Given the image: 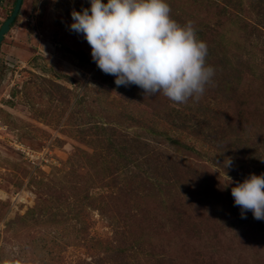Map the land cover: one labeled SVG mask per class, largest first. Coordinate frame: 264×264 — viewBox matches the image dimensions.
<instances>
[{
  "label": "rangeland",
  "instance_id": "1",
  "mask_svg": "<svg viewBox=\"0 0 264 264\" xmlns=\"http://www.w3.org/2000/svg\"><path fill=\"white\" fill-rule=\"evenodd\" d=\"M166 2L227 57L184 104L97 67L70 28L90 0L22 1L0 44V264H264V220L231 195L264 174V0Z\"/></svg>",
  "mask_w": 264,
  "mask_h": 264
},
{
  "label": "clouds",
  "instance_id": "2",
  "mask_svg": "<svg viewBox=\"0 0 264 264\" xmlns=\"http://www.w3.org/2000/svg\"><path fill=\"white\" fill-rule=\"evenodd\" d=\"M170 13L166 0H90V8L73 9L70 28L83 34L97 67L114 76L117 86L136 85L144 95L162 93L184 104L199 100L214 69L192 22L181 25ZM231 195L242 218L251 211L264 220V174H251Z\"/></svg>",
  "mask_w": 264,
  "mask_h": 264
},
{
  "label": "trees",
  "instance_id": "3",
  "mask_svg": "<svg viewBox=\"0 0 264 264\" xmlns=\"http://www.w3.org/2000/svg\"><path fill=\"white\" fill-rule=\"evenodd\" d=\"M23 1V0H22ZM14 2L15 0H13L12 2V6L14 5ZM22 5V3H21ZM11 12V11H10ZM9 12V13H10ZM220 14H225L227 13V10L225 7H222L220 12ZM9 15V14H8ZM7 15V16H8ZM18 15V14H17ZM16 18V17H15ZM15 19L11 22L10 24V27L12 26V24L14 23ZM197 33V36L200 35V33H198V31H196ZM208 48V55L206 57V63L208 64V66H211L213 67L214 69V66L221 63V62H227V57H226V54H223V55H219V53L217 52L216 48L215 47H211V46H207ZM217 54V55H216ZM204 134L206 136H209L210 137V134H211V131H209V134H206L204 132ZM229 135V134H228ZM211 138H215V143L217 144L218 147H222V148H231V153H233L234 155H238L239 151L237 150L238 147L234 144L235 143V140L232 138L231 136V139L229 136L226 137L225 139V135H223L221 137V139H218L217 137H214L212 136ZM260 156L262 155V153L259 154ZM259 156V157H260ZM258 157V158H259ZM248 160H250V162L253 163V161L257 160L256 157L253 156V154H251L250 156H248ZM249 162V161H248ZM239 214H241V210L239 211Z\"/></svg>",
  "mask_w": 264,
  "mask_h": 264
},
{
  "label": "water",
  "instance_id": "4",
  "mask_svg": "<svg viewBox=\"0 0 264 264\" xmlns=\"http://www.w3.org/2000/svg\"><path fill=\"white\" fill-rule=\"evenodd\" d=\"M21 3H22V0H15L11 12L0 24V44H1V41L3 39L4 34L9 30L11 22L17 16L19 9H20V6H21Z\"/></svg>",
  "mask_w": 264,
  "mask_h": 264
}]
</instances>
